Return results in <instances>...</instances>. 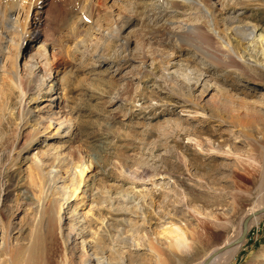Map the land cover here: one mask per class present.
I'll list each match as a JSON object with an SVG mask.
<instances>
[{
	"label": "rangeland",
	"instance_id": "rangeland-1",
	"mask_svg": "<svg viewBox=\"0 0 264 264\" xmlns=\"http://www.w3.org/2000/svg\"><path fill=\"white\" fill-rule=\"evenodd\" d=\"M203 2L215 16L218 36L211 45L232 49L230 42L235 56L244 57L234 62L240 70L211 65L186 40L167 38L166 32L205 19L197 3L0 0V65L12 70L20 50L27 85L0 125L1 264H14L36 247L29 175L37 173L34 154L59 144L77 174L79 161L89 165L83 183L91 195L80 189L69 204L106 237L107 264H199L264 202V0ZM17 3L18 12L8 15ZM27 15L30 25L39 21L28 38ZM183 31L191 42L205 39L192 26ZM50 66L52 77H65V95L47 107L50 78L42 74ZM27 106L43 116L47 109L63 114L73 128L59 131L54 124L16 160L32 131L28 125L19 140L17 123ZM118 193L125 196L112 205L110 196ZM256 217L238 253L216 264H264V214ZM67 221L43 239L46 264H62L65 251L71 264H83L84 242L68 238ZM174 224L184 231L186 247L168 232ZM38 230L46 234L45 222Z\"/></svg>",
	"mask_w": 264,
	"mask_h": 264
},
{
	"label": "bare ground",
	"instance_id": "bare-ground-1",
	"mask_svg": "<svg viewBox=\"0 0 264 264\" xmlns=\"http://www.w3.org/2000/svg\"><path fill=\"white\" fill-rule=\"evenodd\" d=\"M171 1L173 6H177V8L179 7V3L185 4L187 2H190L194 4L195 3L200 4L199 6L202 9V13L205 15L204 17L205 19L200 24L197 25L195 24L190 25L188 23H184V25L182 26V30L180 32L179 31L175 32L170 30V32L168 33L166 32L167 38H169L172 41L186 40V43L190 45L191 48H193L192 50H194L195 53L199 54L207 62L211 63V65L215 64L217 66H221V68L224 67L228 69L240 70V67H238L234 62L236 61V59L241 61L243 60L244 57L238 54H237L238 58L237 56H235L237 51L230 44V42H226L227 46H230L233 50L230 48H225L221 44L220 45L217 44L216 46L211 45V41H213L214 38H217L218 36L215 34L213 30L215 24L214 23L215 16L213 21L212 6L204 2L203 4L202 0L199 1L171 0ZM20 7L21 6L19 5V3H17L14 7L11 6L8 15L9 14L11 15L13 11L18 12ZM195 15H197V13ZM195 17L199 19L198 16ZM28 18L29 17L27 15L24 22L25 36L27 38L31 35L30 33L32 30H30V27H32L34 23H36V27L39 24V21H37L34 23L32 22L33 24L30 25L31 22L29 21ZM191 26L195 28L197 31L204 32L205 39H203V41H199L200 39L197 41V39H195L197 41L196 43L193 41L191 42L190 40H188L189 38L188 39L186 38L184 32L185 30L183 31V29ZM234 28L236 29L237 26H234ZM117 30L118 28L116 29V31ZM118 36L119 34L117 35V37ZM161 38L162 37H160V39ZM126 44H128L127 41ZM19 56H20V50L15 55L14 68L10 71L0 65V100L1 99L4 100V103L0 106V125L4 121L3 115H5L8 107L12 103L13 96H15L16 93H20L22 95L21 96L22 98L23 96L26 95L27 85L24 79L22 78L21 68L19 70V66H18ZM51 71H52V66H50L42 74V77L49 76L48 78H50V80L47 83V86L45 87L47 88V92H50L48 95L49 103L47 107L51 105L55 99L60 97L59 94H61V96L63 94L65 95V87H64L65 77L59 74L52 77ZM253 71L257 72L256 70ZM45 82L46 81H43V84H45ZM26 112L27 113L25 114V116H23L20 122L17 123V129L19 131V140L21 134L26 130V127L28 125L32 126V131H30L28 135L24 136L25 138L24 142L22 143V145L17 147V156L14 158L16 160L20 157V154L23 149L29 148L38 138L39 134L45 132L46 129L53 126L54 124L56 126V129L59 131L62 128H67L69 130L73 128V124L70 118L64 116L63 114L60 116L58 115L56 116V113L49 109H47L46 111V113L48 114L47 116H43L40 113L35 112V109L31 108L30 106H27ZM45 121H48V123H46ZM65 147L66 146L64 144H59L55 148H51V149L48 148L47 150L38 151L37 153L34 154V162L36 165L37 173L30 174L29 178H30V182H33V184L35 185L33 192L35 195V199L37 201L34 209L38 217V220L33 237V242L36 247L33 251L27 253L25 258H23L22 260H15L14 264H46L47 262V258L45 255L46 249L43 244V239L48 236L53 237V233H55L56 231L61 232L63 227V222L65 221V219L66 221L68 220L67 221L68 230H69L68 238L69 239L79 238L82 239V242H84L83 259H82L83 264H107L105 253L112 250V248L110 249L106 237L102 234L96 235L95 232L91 229L88 221L84 217L79 215L77 211V206L76 205L74 206L73 204H69L72 195H74L80 189H81L80 192H82L83 196L87 194L91 195V193L89 192L90 190L89 187L83 183L84 182L83 175L86 172V169L89 168V165L86 166L82 160L79 161L78 164L79 174H77L73 170V168L75 169V163L72 160L71 156L67 154V151H65ZM70 186H74L73 191L69 190ZM54 192L55 193L57 192L61 196V198L58 199L54 195ZM112 196H110L111 197L110 203L114 205L116 202L120 204L122 202V196H125V194L118 193L117 195H114V197ZM127 198L130 199V197ZM65 204L66 207L69 208L66 213L64 212V207H63ZM259 208L260 209L264 208V202L262 200H259L258 203L255 204V206H253L250 210H248L246 215H249L255 210L257 211V209L259 210ZM262 214L264 213H261L260 215ZM260 215H256V216H260ZM256 216H254L255 218L252 217L250 219L248 223L247 233H248L249 225L251 226L253 223L258 221L259 217ZM44 222L46 225V234L38 230V225L43 224ZM241 223L243 224V222ZM169 228L170 229H168V232L174 234L173 238L175 244L178 247H186V239H185L184 231L181 229V227L174 224ZM241 235H242V225L239 227L238 232L231 240L225 243V245L218 248L219 250L217 249H216L217 251L214 250L212 254H210V256L207 257L206 260H204L199 264H216L217 261L221 260L223 257L224 258L230 257L232 259L233 256L238 253L241 243L245 240L244 238L242 241L237 242V240L241 237ZM60 260L62 264H71L73 262V257L72 255H69L67 251H65L64 254L61 256ZM0 264H1V258H0Z\"/></svg>",
	"mask_w": 264,
	"mask_h": 264
},
{
	"label": "water",
	"instance_id": "water-1",
	"mask_svg": "<svg viewBox=\"0 0 264 264\" xmlns=\"http://www.w3.org/2000/svg\"><path fill=\"white\" fill-rule=\"evenodd\" d=\"M261 213H264V208H261L257 211H255L254 213L248 215L244 221H243V224H242V235L241 237L237 240V242H240L242 241L244 238H245V235L247 233V228H248V223L250 221V219L256 215H260Z\"/></svg>",
	"mask_w": 264,
	"mask_h": 264
}]
</instances>
